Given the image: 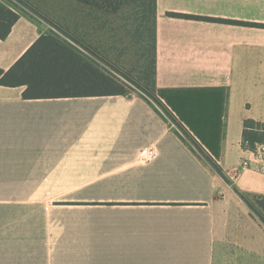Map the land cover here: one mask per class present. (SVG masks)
<instances>
[{"label": "crops", "instance_id": "crops-1", "mask_svg": "<svg viewBox=\"0 0 264 264\" xmlns=\"http://www.w3.org/2000/svg\"><path fill=\"white\" fill-rule=\"evenodd\" d=\"M229 21L264 25V0H156V94L220 171L143 98L0 85V264H264L245 201L264 175L243 146L245 121L264 124V28ZM49 34L21 12L0 70Z\"/></svg>", "mask_w": 264, "mask_h": 264}, {"label": "trees", "instance_id": "trees-1", "mask_svg": "<svg viewBox=\"0 0 264 264\" xmlns=\"http://www.w3.org/2000/svg\"><path fill=\"white\" fill-rule=\"evenodd\" d=\"M50 0H6L7 7L0 4V41L7 38L15 23L20 18L21 12H30L32 15L55 25L67 38L68 43H61L59 37L50 33L41 37L30 50L8 72L0 70V85L7 87H26L24 97L36 98H69V97H103L124 96L126 89L113 76L103 72L93 62H85L84 56L78 47L86 49L93 57H107L112 55L114 47H110L108 40L112 33L115 39L121 31L115 28L122 22L119 12L124 0H55L65 4L60 10L49 9L46 2ZM133 15L129 16L127 35L131 38L132 46L136 49L138 59L137 78L127 77L138 86L180 131V138L188 143L192 149L201 155L209 164L220 171L216 162L204 151L196 139L168 110L156 94L157 89V39H156V0H132ZM82 6V9H78ZM139 8V9H136ZM63 11V13H62ZM55 14L62 23L56 24L51 17ZM177 18L189 16L170 13ZM79 17L82 18L81 24ZM212 22H227L225 20L200 18ZM96 23L94 31L83 32L85 23ZM244 26H259L244 22H233ZM92 25V24H91ZM122 27V25H121ZM120 27V29H122ZM96 29V30H95ZM103 32L107 41L95 47H89L83 39L94 38L95 33ZM122 39V37H121ZM85 47H84V46ZM257 144H264V124L254 120L244 123L243 146L254 150ZM250 208L264 221V199L257 198L256 202L246 198Z\"/></svg>", "mask_w": 264, "mask_h": 264}, {"label": "rangeland", "instance_id": "rangeland-1", "mask_svg": "<svg viewBox=\"0 0 264 264\" xmlns=\"http://www.w3.org/2000/svg\"><path fill=\"white\" fill-rule=\"evenodd\" d=\"M37 1V0H36ZM141 2H137V4H140L144 2V0H140ZM133 1L132 0H124V4L120 9L119 15L120 18H122V22H118V25L115 26V28L118 31H121V33L118 35V39L116 40L115 37L113 36L112 33L109 34L108 38H111L109 41L110 47H114V52L112 55H107L108 58L106 57H93L91 54L84 48L78 47L83 54L84 61L85 62H91L93 61L99 69H101L103 72L113 76L121 85H123L126 89V92L128 96L133 97V98H143L146 100L149 104L155 105L154 102L138 87L136 86L133 82L128 80L127 77L137 78L138 75V59L136 55V49L133 48L131 45V38L128 37L127 35V29L126 26L128 23V18L129 16L133 15V9L131 4ZM0 4L4 7L8 6V3L6 0H0ZM49 5V9H55V10H60L65 8V4L63 2L55 1V0H50L46 2V5ZM78 9H82V6H78ZM139 9V8H136ZM26 13H30L27 12ZM63 13V11H62ZM21 14V13H20ZM51 17L54 19V22L56 24H61L62 22L57 19L55 14L51 13ZM79 21L81 24L82 18L79 17ZM45 22V21H44ZM49 26V31L50 33H54L59 37V40L61 43H68L69 41L67 38L58 30V28L55 25H49L47 22H45ZM92 24V25H91ZM91 24H86L85 23V29L83 32H91L93 34L92 28H96V23H91ZM122 25V27H121ZM120 27L122 29H120ZM96 30V29H95ZM98 32L95 33V37L91 38H85L83 39L86 43L85 46L89 47L90 43H93L96 45L95 47L100 46L103 41H107L108 38H105L103 35V32L97 29ZM122 37V39H121ZM84 46V45H83ZM84 46V47H85ZM257 198H254L253 201L256 202Z\"/></svg>", "mask_w": 264, "mask_h": 264}, {"label": "built area", "instance_id": "built-area-1", "mask_svg": "<svg viewBox=\"0 0 264 264\" xmlns=\"http://www.w3.org/2000/svg\"><path fill=\"white\" fill-rule=\"evenodd\" d=\"M157 107V106H156ZM158 108V107H157ZM159 109V108H158ZM160 110V109H159ZM254 162L256 163V171L264 175V144H257L256 148L252 150ZM159 156V152L156 148H149L141 155V161L150 162ZM252 169V161L245 160L232 171L234 177H239L244 171Z\"/></svg>", "mask_w": 264, "mask_h": 264}]
</instances>
